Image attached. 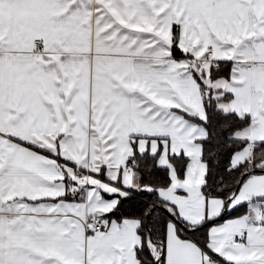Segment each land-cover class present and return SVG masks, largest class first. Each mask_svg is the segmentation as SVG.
I'll return each instance as SVG.
<instances>
[{
	"label": "snow or ice",
	"instance_id": "6c2138e0",
	"mask_svg": "<svg viewBox=\"0 0 264 264\" xmlns=\"http://www.w3.org/2000/svg\"><path fill=\"white\" fill-rule=\"evenodd\" d=\"M0 264H264V0H0Z\"/></svg>",
	"mask_w": 264,
	"mask_h": 264
}]
</instances>
